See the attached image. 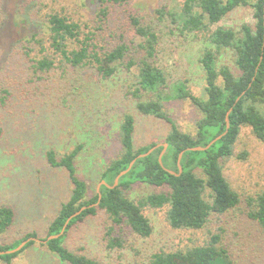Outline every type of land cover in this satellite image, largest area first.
<instances>
[{"label": "rangeland", "instance_id": "obj_1", "mask_svg": "<svg viewBox=\"0 0 264 264\" xmlns=\"http://www.w3.org/2000/svg\"><path fill=\"white\" fill-rule=\"evenodd\" d=\"M184 1L129 0L121 6L108 1L109 14L104 19L100 0H0V206H11L16 212L12 226L0 233V244H12L33 231L40 239L46 237L49 224L69 198L72 182L65 169L49 164L48 149L61 156L82 144L76 167L89 185L90 196L97 190L102 172L122 150L119 129L125 113L136 119L135 149L163 143L171 129L166 120L139 113V99L132 95L136 67L130 71L121 67L106 78L93 67L60 62L48 72L35 70L34 59L45 54L36 40L42 38L48 47L50 15L58 13L78 22L80 38L93 35L101 53L121 36L132 46L139 45L141 38L129 24V15L156 25V9L179 10ZM169 22L166 16L157 26L161 35L155 62L169 85L163 93L184 82L193 94L206 97L200 57L213 45L204 33L181 32ZM254 22L253 9L239 7L213 28L224 25L240 32L242 24ZM68 42L69 48L79 46L78 40ZM223 65L237 72L232 52L218 54L217 67ZM150 98L155 94L143 93L142 100ZM165 109L179 129L196 133L202 114L189 98H169ZM261 110L264 112V105ZM223 173L240 195V203L226 213L211 214L201 228H174L167 217L168 206L147 205L143 213L152 228L148 236L114 223L100 211L68 231L65 244L107 264H140L149 263L160 251L205 245L217 234L230 264H264V230L248 215L252 210L248 198L264 192V142L251 126L242 125L233 155L223 161ZM160 191L163 189L136 182L127 196L138 201ZM40 243L36 241L10 264H69ZM0 264L7 263L0 259Z\"/></svg>", "mask_w": 264, "mask_h": 264}, {"label": "trees", "instance_id": "obj_2", "mask_svg": "<svg viewBox=\"0 0 264 264\" xmlns=\"http://www.w3.org/2000/svg\"><path fill=\"white\" fill-rule=\"evenodd\" d=\"M100 1L99 9L105 19L109 14L106 2L121 6L129 0ZM239 7L253 9V24H242L240 32L224 25L213 28ZM156 13L158 15L155 14V17L160 25L168 16L169 23L179 27L181 32L204 33L213 45L205 48L200 57L205 73L206 97L193 94L184 82L170 86V93H163L169 85L165 72L155 62L161 35L157 28L158 23H145L142 17L135 14L129 15V24L141 38L139 45L136 44L135 47L121 36V39L101 54L93 35L86 34L80 38L82 32L79 23L58 13L51 14L49 18L48 47L42 38L36 40L40 50L45 52L43 56L34 59L33 67L37 71H51L56 65L59 66L57 62H60V65L64 66L68 64L73 67H93L106 78L117 73L121 67L129 71L136 67L135 89L132 95L139 99V113L164 119L171 125L163 143L152 142L135 149L136 119L131 113L124 114L119 129L122 150L101 174V181L105 180L106 183L101 185L102 198L98 205L96 203L99 200V192L96 190L89 196L88 183L77 173L76 158L82 144L61 156H57L54 149L46 151L49 164L65 169L73 187L69 198L61 204L49 224L46 237L41 238L46 242H39L69 264H107L80 251L70 250L65 244L68 231L98 215L100 211L108 215L114 223L125 224L134 232L148 236L152 228L143 213V207L147 205L168 206L167 217L171 226L193 229L203 227L213 213L223 214L236 208L240 203V195L232 189L226 179L223 161L233 155L242 125L251 126L254 134L264 142V112L261 110V105H264V0H185L179 10H166L162 7L156 9ZM71 39L79 41L77 48H69L68 41ZM48 49L52 51L49 53ZM222 51L232 52L237 72L228 65L217 67L218 54ZM55 56L60 59L57 61ZM145 92L154 93L155 98L142 100ZM169 98H189L199 109L202 116L197 122L195 134L179 129L165 109V100ZM227 116L230 122L228 128ZM223 133L225 134L209 148L189 150L190 147L206 146ZM164 143L168 146L161 164L159 155ZM152 147H155L152 153L138 157ZM182 151L184 154L180 164L183 170L180 172L178 159ZM135 158L131 169L121 176L119 183L113 187L117 175L126 170ZM136 182H146L162 188L163 191L135 201L127 196V191ZM248 204L252 207L248 215L264 230V192L257 197H249ZM85 206L79 215L69 221L63 235L49 238L60 233L67 219ZM15 216L13 207L0 206V233L12 226ZM29 237L38 238V233L30 232L12 244H0V250L14 249ZM220 241V236L216 234L205 245L170 252L160 251L153 254L149 263L140 264H230L227 251ZM35 243L36 241L30 240L17 252L0 254V259L10 264L13 258Z\"/></svg>", "mask_w": 264, "mask_h": 264}, {"label": "water", "instance_id": "obj_3", "mask_svg": "<svg viewBox=\"0 0 264 264\" xmlns=\"http://www.w3.org/2000/svg\"><path fill=\"white\" fill-rule=\"evenodd\" d=\"M239 99H240V97H238L237 100H239ZM230 112H231V110L228 112V115L230 114ZM229 126H230L229 116H227V128H228ZM227 130H228V129H227ZM226 132H227V131H225V133H226ZM225 133H223L222 135H219V136H217L216 138H214V139H213L212 141H210L206 146H195V147H190L189 150H204V149H207V148H209L214 142H216L218 139H220ZM167 146H168V144H167V143H164V148H163L162 152H161L160 155H159V161H160L161 164H163V160H162V158H163V155H164V153H165V151H166ZM154 149H155V147H152V148H150L146 153H142V154L138 155V157L147 156V155H149L150 153H152ZM183 154H184V151H182V152L180 153V155H179V159H178V164H179L180 172H182V170H183V169H182V166H181V164H180V163H181V159H182ZM135 161H136V158L132 160V162L130 163V165L128 166V168H127L126 170L121 171V172L117 175L113 187L116 186V185L119 183V179H120V177L123 176L124 174H126V173L131 169V167L133 166V164H134ZM104 183H106L105 180H102V181L98 184V186H97V191L99 192V200H98V202L96 203V205H98V204L101 202L102 194L100 193V188H101V185L104 184ZM85 208H86V206H85V207H82L79 211H77L76 213H74L73 215H71V216L67 219V221H66L64 227L62 228V230L60 231V233L55 234V235H52V236H50L49 238H58V237H60L61 235H63L64 232H65V230H66V228H67V226H68V224H69V221H70L73 217L79 215V214L82 212V210H84ZM30 240H34V241H44V242H46V240H41L40 238H37V237H29V238H27L26 240L22 241V242L20 243V245L17 246L16 248H14V249L5 250V251L0 250V254L3 255V254H6V253L17 252V251L21 250V249H22V248H23V247H24V246H25Z\"/></svg>", "mask_w": 264, "mask_h": 264}]
</instances>
